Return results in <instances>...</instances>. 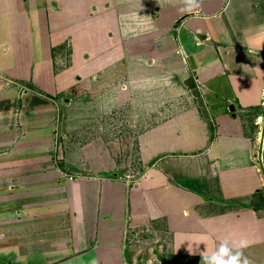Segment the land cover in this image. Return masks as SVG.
<instances>
[{
  "label": "crops",
  "instance_id": "0c3cea01",
  "mask_svg": "<svg viewBox=\"0 0 264 264\" xmlns=\"http://www.w3.org/2000/svg\"><path fill=\"white\" fill-rule=\"evenodd\" d=\"M181 9L0 0L2 264H200L224 238L264 264V0ZM122 106L152 122L64 139Z\"/></svg>",
  "mask_w": 264,
  "mask_h": 264
},
{
  "label": "rangeland",
  "instance_id": "374dc122",
  "mask_svg": "<svg viewBox=\"0 0 264 264\" xmlns=\"http://www.w3.org/2000/svg\"><path fill=\"white\" fill-rule=\"evenodd\" d=\"M86 8H88L86 6ZM70 56L66 54L61 64L68 66L70 64ZM64 107V109L72 110L76 108V104L74 106L69 107L66 101L60 103V107ZM86 108V107H85ZM83 109V108H82ZM129 108L126 106L117 107L112 111H109L106 114H103L95 119L89 121V119L85 120L83 117H71V121L74 125H78V127H73L71 132L66 134L65 140L68 142L75 141V142H86L91 138L95 137H102L106 140L112 139L116 137V135H121L130 129L135 127L142 129L149 125L152 122V118H143V119H136L133 118L129 113ZM84 110V109H83ZM261 130L259 133V137L256 141V153L259 152V143L261 140ZM68 154L72 152V150H67ZM263 162H264V152H263ZM4 262H0L2 264ZM7 264H11L10 260H8Z\"/></svg>",
  "mask_w": 264,
  "mask_h": 264
},
{
  "label": "clouds",
  "instance_id": "9594fccd",
  "mask_svg": "<svg viewBox=\"0 0 264 264\" xmlns=\"http://www.w3.org/2000/svg\"><path fill=\"white\" fill-rule=\"evenodd\" d=\"M181 5L183 12L193 13L200 8L201 0H181ZM249 246L250 241L246 238L238 240L224 238L210 254L206 251L200 253V264H254L244 252Z\"/></svg>",
  "mask_w": 264,
  "mask_h": 264
},
{
  "label": "water",
  "instance_id": "95a60500",
  "mask_svg": "<svg viewBox=\"0 0 264 264\" xmlns=\"http://www.w3.org/2000/svg\"><path fill=\"white\" fill-rule=\"evenodd\" d=\"M187 86L191 90L192 95L196 98L198 105L202 108L204 116L206 118H208V112H207L202 94H201L200 89L198 88V86L195 82V78L193 76L189 77V79L187 81ZM231 109L234 110V106H231ZM263 147H264V125L262 128L261 145H260V152H259V158H260L261 162H262V157H263Z\"/></svg>",
  "mask_w": 264,
  "mask_h": 264
},
{
  "label": "trees",
  "instance_id": "16d2710c",
  "mask_svg": "<svg viewBox=\"0 0 264 264\" xmlns=\"http://www.w3.org/2000/svg\"><path fill=\"white\" fill-rule=\"evenodd\" d=\"M256 109H257L258 113H259L260 111H262V110H260V109H261L260 107H257ZM212 138H214V133L212 134ZM195 264H198V263H195Z\"/></svg>",
  "mask_w": 264,
  "mask_h": 264
},
{
  "label": "built area",
  "instance_id": "2783aa9c",
  "mask_svg": "<svg viewBox=\"0 0 264 264\" xmlns=\"http://www.w3.org/2000/svg\"><path fill=\"white\" fill-rule=\"evenodd\" d=\"M72 178V177H71Z\"/></svg>",
  "mask_w": 264,
  "mask_h": 264
}]
</instances>
